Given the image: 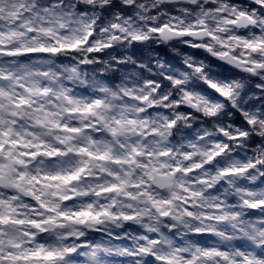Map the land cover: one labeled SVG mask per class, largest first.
<instances>
[{
  "label": "clouds",
  "instance_id": "clouds-1",
  "mask_svg": "<svg viewBox=\"0 0 264 264\" xmlns=\"http://www.w3.org/2000/svg\"><path fill=\"white\" fill-rule=\"evenodd\" d=\"M24 3L0 80L48 111L0 264H264V0Z\"/></svg>",
  "mask_w": 264,
  "mask_h": 264
},
{
  "label": "snow or ice",
  "instance_id": "snow-or-ice-1",
  "mask_svg": "<svg viewBox=\"0 0 264 264\" xmlns=\"http://www.w3.org/2000/svg\"><path fill=\"white\" fill-rule=\"evenodd\" d=\"M16 3L21 11L26 7L24 0H16ZM12 15H15V13H12ZM2 71L4 69L0 67V72ZM0 86H3V90L0 91V178H7L15 173L13 182L15 187L19 188L21 183L26 180L22 168L26 166L28 160L37 155L32 151H19L24 148L21 141L29 137L35 127L44 122L43 119L37 117H43L48 109L38 103L37 98L33 97L31 91L21 94L19 85H15L11 81L0 80ZM49 95V89L42 86L36 90V97ZM96 103L100 102L97 101ZM91 107L89 105V111ZM24 109L35 112L37 115L32 117V120L35 121L34 124L25 125L22 128L23 117L22 112L19 110ZM72 131H78V129H72ZM228 174L225 173V175ZM77 178L75 175L71 177L72 180ZM34 179L37 183H44L48 180L59 179V177H43L42 179L34 177ZM14 197L15 191L13 189L0 188V231H6L10 226L23 225L24 223L22 215L15 210L14 205L11 203ZM125 219H132V217H125ZM35 227L40 228V224H35Z\"/></svg>",
  "mask_w": 264,
  "mask_h": 264
},
{
  "label": "rangeland",
  "instance_id": "rangeland-1",
  "mask_svg": "<svg viewBox=\"0 0 264 264\" xmlns=\"http://www.w3.org/2000/svg\"><path fill=\"white\" fill-rule=\"evenodd\" d=\"M0 31H2V29L0 28Z\"/></svg>",
  "mask_w": 264,
  "mask_h": 264
}]
</instances>
